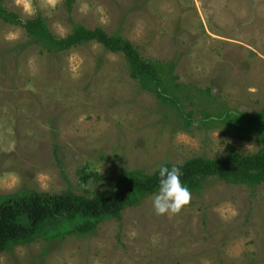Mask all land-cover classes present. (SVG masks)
<instances>
[{
	"label": "rangeland",
	"instance_id": "374dc122",
	"mask_svg": "<svg viewBox=\"0 0 264 264\" xmlns=\"http://www.w3.org/2000/svg\"><path fill=\"white\" fill-rule=\"evenodd\" d=\"M5 4L25 22L43 16L57 37L75 24L120 33L145 58L173 64L179 88L165 100L131 77L122 53L94 41L51 54L0 20V195H97L127 172L261 150L264 130L226 113L264 111V0ZM155 194L89 234L17 245L0 264H264V183L211 178L180 213L163 216Z\"/></svg>",
	"mask_w": 264,
	"mask_h": 264
},
{
	"label": "trees",
	"instance_id": "16d2710c",
	"mask_svg": "<svg viewBox=\"0 0 264 264\" xmlns=\"http://www.w3.org/2000/svg\"><path fill=\"white\" fill-rule=\"evenodd\" d=\"M74 2L66 0V5L71 8ZM0 20L22 25L31 40L44 46L51 54L94 41L103 44L108 51L122 53L129 63L131 77L165 100L174 99L175 90L179 88L173 64L145 58L131 40L120 33L110 34L102 26L90 29L83 24H75L68 36L57 37L43 16L38 15L25 22L19 13L8 9L5 0H0ZM226 114L239 127L264 130V111ZM262 142L261 150L256 153L245 154L231 147L217 159L194 157L183 164L164 165L181 167V180L191 193L201 191L211 178L257 186L264 183V135ZM158 170L152 174L138 170L122 174L111 189L97 195L74 191L51 194L35 190L22 191L13 196L0 195V254L40 237L51 241L72 234L86 235L95 231L105 219L120 218L127 207L135 206L144 197L157 192ZM80 175L83 182L91 178L86 170H81ZM94 176L97 177L96 174ZM57 219H63L65 227L48 229V225Z\"/></svg>",
	"mask_w": 264,
	"mask_h": 264
},
{
	"label": "clouds",
	"instance_id": "9594fccd",
	"mask_svg": "<svg viewBox=\"0 0 264 264\" xmlns=\"http://www.w3.org/2000/svg\"><path fill=\"white\" fill-rule=\"evenodd\" d=\"M158 172V190L153 200L155 214L163 216L180 213L191 202V191L181 180V167L161 165Z\"/></svg>",
	"mask_w": 264,
	"mask_h": 264
}]
</instances>
